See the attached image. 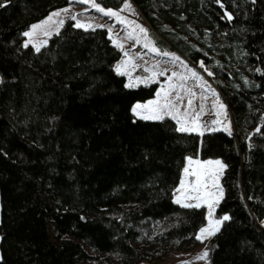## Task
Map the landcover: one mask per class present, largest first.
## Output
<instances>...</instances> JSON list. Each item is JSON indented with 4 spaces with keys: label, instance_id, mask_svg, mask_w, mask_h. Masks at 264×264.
<instances>
[{
    "label": "trees",
    "instance_id": "1",
    "mask_svg": "<svg viewBox=\"0 0 264 264\" xmlns=\"http://www.w3.org/2000/svg\"><path fill=\"white\" fill-rule=\"evenodd\" d=\"M132 1L194 60L182 36L188 24L203 34L234 131L138 118L133 103L156 85L127 86L106 28L67 21L36 51L24 31L69 0H0V264L159 262L197 244L204 208L173 201L186 156L226 164L217 214L229 219L206 245L207 264H264V0Z\"/></svg>",
    "mask_w": 264,
    "mask_h": 264
},
{
    "label": "rangeland",
    "instance_id": "2",
    "mask_svg": "<svg viewBox=\"0 0 264 264\" xmlns=\"http://www.w3.org/2000/svg\"><path fill=\"white\" fill-rule=\"evenodd\" d=\"M94 2L98 4L95 0ZM92 3L93 0H87V2H84V0H69V4L66 7L51 11L43 19L31 24L24 31V33L32 31V25H42V27L34 31L31 37L24 36V45L27 43L33 46L35 50L36 48L40 49L46 45L48 39L57 33L67 21H72L74 24L79 21L85 25V27H81L84 29L104 27L112 43L121 51V58L116 64L115 69L117 71L119 68V72L124 73L126 84H131L133 88L148 86L150 84L156 85V91L152 98L145 101L138 100L133 103L131 111L135 116L138 118L141 115L148 116L152 114V110H155L163 114L164 118L146 120H164L169 118L174 121L178 130L180 124L171 115L166 114L171 111L172 115H176L185 126H198V131H191L192 133L201 135V132L204 134L206 132L223 131L231 133L234 131L231 109L227 103V99L218 87L217 78L214 73L215 64H219L220 60L208 50V45H203L197 40H203L201 32L191 24H188L189 35L182 36V39L188 43L189 50L196 55L194 60L181 47L172 46L163 39L151 27L132 0H126L119 8L104 7L98 4L105 11L111 9L113 12H117L118 16L106 15L104 12H100L93 7ZM126 4L131 5V7H125ZM57 12L60 15L54 16L53 13ZM49 16H52L51 22L45 23L48 21ZM72 17H75V19H72ZM60 21H63L62 25ZM88 25H91V27H87ZM141 27L146 29V32H141ZM162 27L163 29H168L171 35L176 38H179L181 35L172 24L165 23ZM146 44L148 47H145ZM153 47L157 51H152ZM165 52L168 55H164ZM161 72H163V75L160 74ZM193 72L196 73L195 76L192 75ZM1 81L2 77L0 75V83ZM165 93L168 95L166 96ZM177 96L183 99L178 100ZM189 100L192 101L191 107L188 105ZM166 104L169 105L168 108L165 107ZM172 104H175L176 107H171ZM136 105H147L148 107L138 109L140 115H137L133 112V108ZM193 120H196V125L192 124ZM213 121H218V123H213ZM189 158L193 161L191 165L188 163ZM216 160L226 165L220 157L200 158L198 156H186L179 182L173 191V201L175 203H177L176 200L179 197L181 203L177 204L182 206L184 203H200V207H203L205 210V222L197 230L195 236L200 234L202 228L210 226V220L220 219L225 215L229 216L228 213L217 214V208L224 196L223 176L226 167L221 171L217 165L205 163ZM200 165H204V167L200 168ZM185 168L189 169V173L196 170L202 173L211 172L214 175L211 177L203 175L201 177V186L194 191L197 185V177L185 174ZM181 181L184 182V187L178 192L177 189L180 188ZM204 185L207 186L204 187ZM215 185H219V187ZM189 196H200L201 199H188L187 197ZM217 198H219L218 204L214 202ZM207 202H213L211 217L209 216ZM261 226L264 227V224ZM205 235L207 238L203 239L202 242L198 240V243L195 245L171 252L162 261L149 262L141 260L137 264H207L208 252L206 245L212 235ZM87 250L91 254H94L89 248ZM204 252H207V256L199 258L203 256ZM108 263L110 261L100 255L99 259L97 258L94 262L84 264Z\"/></svg>",
    "mask_w": 264,
    "mask_h": 264
},
{
    "label": "snow or ice",
    "instance_id": "3",
    "mask_svg": "<svg viewBox=\"0 0 264 264\" xmlns=\"http://www.w3.org/2000/svg\"><path fill=\"white\" fill-rule=\"evenodd\" d=\"M84 2H87V0H84ZM5 5L3 3H0V7H4ZM92 6L95 7L98 11L100 12H104L106 15H109V16H118V13L117 12H113L111 9H108L107 11H105V9L101 8L98 4H96L93 0V3H92ZM125 7H128L130 8L131 5H128L126 4ZM54 16H58L60 15L59 12L57 13H53ZM228 18L229 19H232L231 15L228 14ZM72 19H75V17H72ZM52 20V16H49L48 18V21H46L45 23H48V22H51ZM60 24L62 25L63 24V21H60ZM42 27V25H32V31L30 32H25L23 33L24 36L26 37H31L34 33V31L38 28ZM75 27H85V25L81 24L79 21H77V23L75 24ZM87 27H91V25H88ZM139 27V26H138ZM140 31L141 32H146V29L144 28H140ZM47 34V33H46ZM24 47H28V44L25 43ZM145 47H148V45L146 44ZM152 51H157L156 48H152L151 49ZM36 51H40L39 48H36ZM125 55H127V53H125ZM164 55H168V53H164ZM203 66V65H201ZM117 71L119 72V68L117 69ZM120 75H124L123 72H119ZM161 75H163V72L160 73ZM193 76L196 75L195 72L192 73ZM209 75H211V73H209ZM128 87H131L132 85L129 84L127 85ZM165 95L167 96L168 94L165 93ZM177 99L178 100H182L183 98L182 97H179L177 96ZM191 104H192V101L189 100L188 101V105L189 107H191ZM141 107H145L147 108L148 106L145 105V106H141V105H136L134 108H133V112L136 113L137 115H140V113L138 112V109H140ZM166 108L169 107L168 104L165 105ZM171 107L175 108L176 105L175 104H172ZM221 107H223V105H221ZM178 111V110H177ZM167 115H171L173 119H176L177 120V123L180 124V127L178 128V131H181V132H191V131H198V126H193V127H187L185 126L183 123H181V121L177 118L176 115H172L171 111H169L168 113H166ZM141 119H163L164 116L163 114H161L160 112L158 111H155V110H152V114L148 115V116H143L141 115L140 116ZM213 123H218V121H213ZM192 124L193 125H196V120H193L192 121ZM259 131V129L257 130ZM201 135H203V133L201 132L200 133ZM189 165H191L193 163V161L191 160V158H189V161H188ZM197 163H199L197 161ZM206 164H215L219 167V169L222 171L226 165H224L221 161L219 160H216V161H207L205 162ZM204 165H200V168H203ZM184 172L185 174H191V175H195L197 177V185L196 187L194 188V191L197 190L200 186H201V177L203 175H208V176H213L214 174L211 173V172H207V173H202L200 171H196V170H193L192 173H189V169L188 168H185L184 169ZM207 185H204V187H206ZM216 187H219V185H215ZM184 187V182L181 181V186L180 188L177 189V191H181V189ZM211 195V194H210ZM221 195H222V192H221ZM188 199H196V200H200L201 197L200 196H196V197H187ZM177 203H181V199L178 197L177 200H176ZM215 203H219V198H217L215 201ZM208 203V208H209V216L211 217L212 215V208H213V202H207ZM183 207H200L201 204L200 203H196V204H187V203H184L182 204ZM229 219V216L225 215L223 216L222 218L220 219H216V220H210V226L209 227H205V228H202L200 230V234L196 236V239L197 240H201V242L203 241V239L207 238V235H215L216 232L219 231V226L223 223V221H227ZM207 256V252H204L203 253V256L202 257H199V258H203V257H206Z\"/></svg>",
    "mask_w": 264,
    "mask_h": 264
},
{
    "label": "water",
    "instance_id": "4",
    "mask_svg": "<svg viewBox=\"0 0 264 264\" xmlns=\"http://www.w3.org/2000/svg\"><path fill=\"white\" fill-rule=\"evenodd\" d=\"M1 211H2V208H1V197H0V227H1ZM259 226L262 227L261 222L259 223ZM262 228H264V227H262ZM0 246H1V235H0ZM1 261H2V255H1V249H0V263H1Z\"/></svg>",
    "mask_w": 264,
    "mask_h": 264
}]
</instances>
